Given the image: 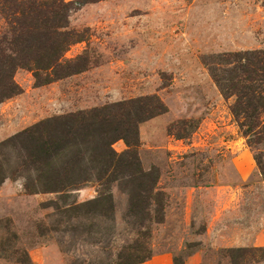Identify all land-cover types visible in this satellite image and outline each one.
Returning a JSON list of instances; mask_svg holds the SVG:
<instances>
[{
	"label": "rangeland",
	"instance_id": "374dc122",
	"mask_svg": "<svg viewBox=\"0 0 264 264\" xmlns=\"http://www.w3.org/2000/svg\"><path fill=\"white\" fill-rule=\"evenodd\" d=\"M63 1L76 2L69 28L88 30L65 58L87 52L92 66L43 87L18 70L21 94L0 104V144L45 119L155 95L167 113L139 127L137 155L158 170L163 222L129 217L117 185L110 210L86 206L94 184L27 195L15 153L0 150V264H120L142 251V264H232L237 249L251 251L237 264H264V146H247L210 75L227 54L264 51V0ZM180 121L197 128L179 141L167 129Z\"/></svg>",
	"mask_w": 264,
	"mask_h": 264
},
{
	"label": "trees",
	"instance_id": "16d2710c",
	"mask_svg": "<svg viewBox=\"0 0 264 264\" xmlns=\"http://www.w3.org/2000/svg\"><path fill=\"white\" fill-rule=\"evenodd\" d=\"M75 3L0 0V17L6 24L0 34V104L21 94L14 81L18 70L29 72L34 85L43 87L84 73L92 66L87 52L65 58L73 45L88 41V30L69 28ZM210 75L221 97L232 100L228 110L247 146H264V51L227 54L221 64L210 69ZM166 113L165 105L155 95L128 99L42 120L2 142L0 150L15 153L17 163L12 176L23 179L27 195L54 194L63 198L94 184L97 197L86 206H108L110 210L111 189L117 185L127 196L129 217L161 224L165 195L157 189L159 173L155 168H142L137 148L139 127ZM193 124L176 122L167 133L179 141L188 139L190 133L185 127L194 131L197 127ZM119 141L126 147L122 153L113 149ZM254 161L263 172L260 158L255 156ZM5 179L0 176V184ZM250 252L237 249L228 254L232 264H237ZM149 258L150 252L142 251L140 256L124 254L119 260L120 264H142Z\"/></svg>",
	"mask_w": 264,
	"mask_h": 264
}]
</instances>
